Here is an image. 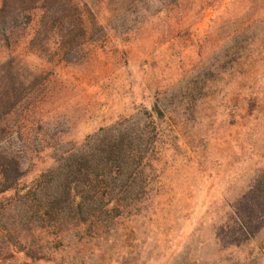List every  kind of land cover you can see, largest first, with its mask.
Here are the masks:
<instances>
[{"label": "rangeland", "instance_id": "rangeland-1", "mask_svg": "<svg viewBox=\"0 0 264 264\" xmlns=\"http://www.w3.org/2000/svg\"><path fill=\"white\" fill-rule=\"evenodd\" d=\"M0 125V264H264V0H0Z\"/></svg>", "mask_w": 264, "mask_h": 264}, {"label": "trees", "instance_id": "trees-1", "mask_svg": "<svg viewBox=\"0 0 264 264\" xmlns=\"http://www.w3.org/2000/svg\"><path fill=\"white\" fill-rule=\"evenodd\" d=\"M7 101H4L2 103V107H4V105H6ZM5 131V127L0 125V219L2 218H6L8 216V212L7 210L9 209V204L10 201L8 202L3 195L6 191L8 190H17L18 191V182L19 179L21 177V172H20V167H19V157L18 155H16L17 153H13L10 150V146L9 147L7 145H4L5 143H3V136L2 133ZM89 157L87 156H75V185L78 182L82 181V177L84 179V181H86V183L84 184V187H88L90 185V182L92 180V176H94L92 174V168L89 165L90 160L88 159ZM79 179V181L77 182V180ZM77 182V183H76ZM91 191V189L89 188H84V190H82L81 194H79V197L81 200H79L78 202H76V208L77 210H81L82 209V201L88 197V193ZM78 192L75 191V198L77 197ZM85 194V196H83ZM18 195V194H17ZM87 195V196H86ZM21 197H19L20 199ZM25 198V195L22 197ZM252 200V199H251ZM251 200L247 199V202L245 204H243V209H245V211H247V213H251V211L253 210L254 206L253 202ZM9 204H8V203ZM18 204L20 203V205L25 206L24 202H21L20 200H18L17 202ZM84 203V202H83ZM258 208V207H257ZM27 207L22 208L21 212H26ZM20 212V214H21ZM249 215V214H248ZM247 220H240V224L243 227V229L250 235L251 232L253 231L250 227V221H251V217L247 216ZM245 221V222H243ZM251 229V230H248Z\"/></svg>", "mask_w": 264, "mask_h": 264}]
</instances>
